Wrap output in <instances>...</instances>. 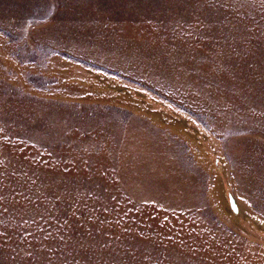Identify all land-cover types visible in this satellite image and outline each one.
<instances>
[{
  "label": "rangeland",
  "instance_id": "obj_1",
  "mask_svg": "<svg viewBox=\"0 0 264 264\" xmlns=\"http://www.w3.org/2000/svg\"><path fill=\"white\" fill-rule=\"evenodd\" d=\"M0 264H264V0H0Z\"/></svg>",
  "mask_w": 264,
  "mask_h": 264
},
{
  "label": "bare ground",
  "instance_id": "obj_2",
  "mask_svg": "<svg viewBox=\"0 0 264 264\" xmlns=\"http://www.w3.org/2000/svg\"><path fill=\"white\" fill-rule=\"evenodd\" d=\"M233 201H234V200H233ZM234 204H235V203H234ZM232 208H233L234 210H236V206H234V207L232 206Z\"/></svg>",
  "mask_w": 264,
  "mask_h": 264
},
{
  "label": "water",
  "instance_id": "obj_3",
  "mask_svg": "<svg viewBox=\"0 0 264 264\" xmlns=\"http://www.w3.org/2000/svg\"><path fill=\"white\" fill-rule=\"evenodd\" d=\"M231 205L234 207V203L231 201Z\"/></svg>",
  "mask_w": 264,
  "mask_h": 264
}]
</instances>
